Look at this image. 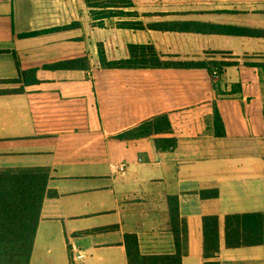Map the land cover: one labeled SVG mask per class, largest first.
Returning a JSON list of instances; mask_svg holds the SVG:
<instances>
[{
	"label": "crops",
	"instance_id": "1",
	"mask_svg": "<svg viewBox=\"0 0 264 264\" xmlns=\"http://www.w3.org/2000/svg\"><path fill=\"white\" fill-rule=\"evenodd\" d=\"M131 1L124 17L101 21L86 0H0V170L49 168L56 193L30 264L68 263L66 254L68 264H130L127 235L141 259L264 264V246L226 244L228 216L264 215V97L248 66L264 62V0ZM131 47L157 54L141 64L223 67L102 68L101 48L116 62ZM82 59L87 70L46 68ZM30 71L36 82H16ZM162 114L178 138L172 152L111 138ZM206 217L219 219V253L208 258Z\"/></svg>",
	"mask_w": 264,
	"mask_h": 264
},
{
	"label": "trees",
	"instance_id": "2",
	"mask_svg": "<svg viewBox=\"0 0 264 264\" xmlns=\"http://www.w3.org/2000/svg\"><path fill=\"white\" fill-rule=\"evenodd\" d=\"M93 10L96 20L113 17H124V9L133 7L131 0H86ZM103 26V23H99ZM122 28L132 26L123 23ZM101 66L111 70L138 69H207L211 73L222 71L223 66L187 65L171 66L167 64H141L140 62L158 61L153 49L131 47V58L109 62L103 48L99 51ZM259 70L260 82L264 97V62L250 64ZM49 70H87L86 59L59 63L46 67ZM36 71L20 73L21 81L28 82L29 75ZM214 131L218 138L225 137V127L216 104H213ZM111 138L119 141L150 139L155 149L161 153L172 152L178 147V138L168 114L147 119L137 126L123 131ZM51 169L21 168L0 170V264H30L36 240L44 202L56 193L49 190ZM206 196V194H203ZM171 210V220L179 221V210L176 204ZM174 227V225H173ZM205 258L219 253V219L204 218ZM130 264H182V255L174 257H139L138 240L135 235L126 236ZM226 244L230 249L249 246H264V215H236L226 218Z\"/></svg>",
	"mask_w": 264,
	"mask_h": 264
},
{
	"label": "rangeland",
	"instance_id": "3",
	"mask_svg": "<svg viewBox=\"0 0 264 264\" xmlns=\"http://www.w3.org/2000/svg\"><path fill=\"white\" fill-rule=\"evenodd\" d=\"M47 258H48L47 255H46V257L39 256V257H37L36 261H37L38 264H44L46 262ZM65 259L69 263L68 254L65 255ZM58 262H59V264H62V263H60L59 260H58ZM68 263H66L65 261H63V264H68Z\"/></svg>",
	"mask_w": 264,
	"mask_h": 264
},
{
	"label": "built area",
	"instance_id": "4",
	"mask_svg": "<svg viewBox=\"0 0 264 264\" xmlns=\"http://www.w3.org/2000/svg\"><path fill=\"white\" fill-rule=\"evenodd\" d=\"M125 169H126V166L124 164H122L119 167L118 171L121 173H124ZM85 258H86V256L83 253L79 252L78 256H76L74 259L75 260H84Z\"/></svg>",
	"mask_w": 264,
	"mask_h": 264
}]
</instances>
